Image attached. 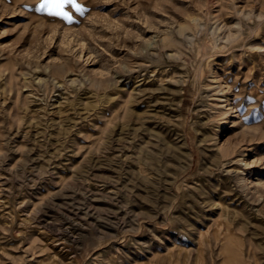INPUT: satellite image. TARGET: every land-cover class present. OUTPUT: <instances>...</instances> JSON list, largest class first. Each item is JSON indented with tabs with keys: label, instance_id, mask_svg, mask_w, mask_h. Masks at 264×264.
<instances>
[{
	"label": "rangeland",
	"instance_id": "obj_1",
	"mask_svg": "<svg viewBox=\"0 0 264 264\" xmlns=\"http://www.w3.org/2000/svg\"><path fill=\"white\" fill-rule=\"evenodd\" d=\"M77 2L0 0V264H264V0Z\"/></svg>",
	"mask_w": 264,
	"mask_h": 264
},
{
	"label": "snow or ice",
	"instance_id": "obj_2",
	"mask_svg": "<svg viewBox=\"0 0 264 264\" xmlns=\"http://www.w3.org/2000/svg\"><path fill=\"white\" fill-rule=\"evenodd\" d=\"M68 6L82 10V5L77 0H40L37 11L46 12L50 16H58L67 20H71L72 16L70 12L66 10Z\"/></svg>",
	"mask_w": 264,
	"mask_h": 264
},
{
	"label": "bare ground",
	"instance_id": "obj_3",
	"mask_svg": "<svg viewBox=\"0 0 264 264\" xmlns=\"http://www.w3.org/2000/svg\"><path fill=\"white\" fill-rule=\"evenodd\" d=\"M217 234L218 233H216V235ZM198 250L199 251L202 250V242H201L200 239L198 241ZM252 251L253 250H252V248L250 246L249 253L252 254V256H251L252 260L250 261V258H246L244 256L242 243L235 242V244L232 245V247H231V252H230V255H229V263L230 264H250V262H252V264H261L260 260H259V257L256 255L255 252H252ZM199 259H202V257L198 256L197 260H199Z\"/></svg>",
	"mask_w": 264,
	"mask_h": 264
}]
</instances>
